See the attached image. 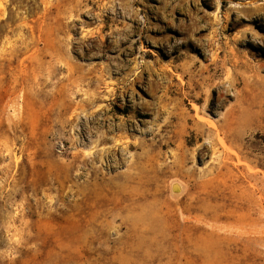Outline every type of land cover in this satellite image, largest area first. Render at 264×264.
I'll return each mask as SVG.
<instances>
[{
    "label": "rangeland",
    "instance_id": "1",
    "mask_svg": "<svg viewBox=\"0 0 264 264\" xmlns=\"http://www.w3.org/2000/svg\"><path fill=\"white\" fill-rule=\"evenodd\" d=\"M0 264H264V0H0Z\"/></svg>",
    "mask_w": 264,
    "mask_h": 264
},
{
    "label": "bare ground",
    "instance_id": "2",
    "mask_svg": "<svg viewBox=\"0 0 264 264\" xmlns=\"http://www.w3.org/2000/svg\"><path fill=\"white\" fill-rule=\"evenodd\" d=\"M179 188V186L175 183H173V190L176 191Z\"/></svg>",
    "mask_w": 264,
    "mask_h": 264
}]
</instances>
